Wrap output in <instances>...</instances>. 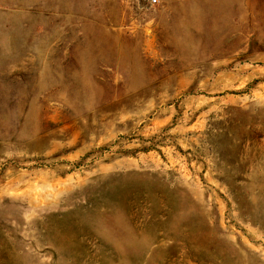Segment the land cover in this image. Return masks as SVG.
Returning <instances> with one entry per match:
<instances>
[{"label":"rangeland","instance_id":"obj_1","mask_svg":"<svg viewBox=\"0 0 264 264\" xmlns=\"http://www.w3.org/2000/svg\"><path fill=\"white\" fill-rule=\"evenodd\" d=\"M0 264H264V0H0Z\"/></svg>","mask_w":264,"mask_h":264},{"label":"built area","instance_id":"obj_2","mask_svg":"<svg viewBox=\"0 0 264 264\" xmlns=\"http://www.w3.org/2000/svg\"><path fill=\"white\" fill-rule=\"evenodd\" d=\"M149 3H150L151 5H155V4L158 3V0H149Z\"/></svg>","mask_w":264,"mask_h":264}]
</instances>
